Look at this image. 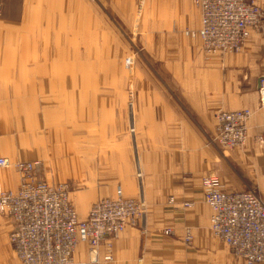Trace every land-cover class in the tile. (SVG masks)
<instances>
[{
	"label": "rangeland",
	"instance_id": "rangeland-1",
	"mask_svg": "<svg viewBox=\"0 0 264 264\" xmlns=\"http://www.w3.org/2000/svg\"><path fill=\"white\" fill-rule=\"evenodd\" d=\"M164 2L0 0V157L40 159V177L67 182L81 217L135 189L133 116L143 70L158 68L151 29ZM13 172L0 168V193L15 189L4 187ZM10 230L0 213V264H23Z\"/></svg>",
	"mask_w": 264,
	"mask_h": 264
},
{
	"label": "crops",
	"instance_id": "crops-1",
	"mask_svg": "<svg viewBox=\"0 0 264 264\" xmlns=\"http://www.w3.org/2000/svg\"><path fill=\"white\" fill-rule=\"evenodd\" d=\"M160 12L163 19L151 29L158 68L143 70L146 86L133 116L135 189L126 196L144 199L146 214L103 242L99 261L90 264H239L209 230L202 178L214 173L226 189H255L264 199V35L252 30L241 51L209 53L187 34L201 24L194 0H165ZM237 109L251 111L247 142L222 150L213 144L216 114ZM16 173L4 187L18 188ZM100 198L106 197L90 206ZM87 250L81 244L76 260L88 261Z\"/></svg>",
	"mask_w": 264,
	"mask_h": 264
},
{
	"label": "built area",
	"instance_id": "built-area-1",
	"mask_svg": "<svg viewBox=\"0 0 264 264\" xmlns=\"http://www.w3.org/2000/svg\"><path fill=\"white\" fill-rule=\"evenodd\" d=\"M194 1L200 9L201 24L187 34L200 38L209 53L241 51L252 30L264 35V3ZM261 86L264 95V78ZM250 117L249 109L218 112L215 145L222 150L243 147L248 139ZM42 166L40 159L12 161L0 157V168L14 167L20 179L17 189L0 193V213L12 219L9 242L23 264L97 263L103 242L143 221L145 200L123 195L98 199L81 217L70 199L69 184L42 179ZM202 186L204 201L211 211L209 228L213 236L245 264H264L262 196L255 189L228 190L216 174L204 176ZM183 206L190 207L192 202H184ZM81 244L88 247V261L76 260ZM105 258L111 259V253Z\"/></svg>",
	"mask_w": 264,
	"mask_h": 264
},
{
	"label": "bare ground",
	"instance_id": "bare-ground-1",
	"mask_svg": "<svg viewBox=\"0 0 264 264\" xmlns=\"http://www.w3.org/2000/svg\"><path fill=\"white\" fill-rule=\"evenodd\" d=\"M21 44V43H20ZM58 68V67H57ZM70 70V69H69ZM68 75V74H67ZM42 77V76H41ZM75 84V83H74ZM64 89V88H63ZM74 103V102H73ZM71 156V155H70Z\"/></svg>",
	"mask_w": 264,
	"mask_h": 264
}]
</instances>
